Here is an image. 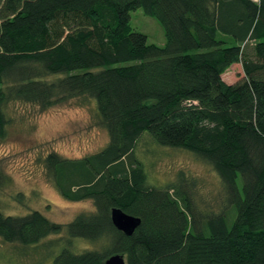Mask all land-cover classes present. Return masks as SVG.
<instances>
[{"label":"trees","instance_id":"obj_1","mask_svg":"<svg viewBox=\"0 0 264 264\" xmlns=\"http://www.w3.org/2000/svg\"><path fill=\"white\" fill-rule=\"evenodd\" d=\"M138 9L163 27L164 46L133 29ZM72 100L94 103L109 143L44 163L64 199L95 211L64 226L0 210V241L61 236L49 243L62 245L54 264H264V0H0V138L10 104L45 112ZM146 134L212 167L217 207L197 205L184 171L148 183L135 155ZM5 180L0 169V189ZM115 208L141 219L132 236L115 228ZM78 239L100 248L76 250Z\"/></svg>","mask_w":264,"mask_h":264},{"label":"rangeland","instance_id":"obj_2","mask_svg":"<svg viewBox=\"0 0 264 264\" xmlns=\"http://www.w3.org/2000/svg\"><path fill=\"white\" fill-rule=\"evenodd\" d=\"M131 25L146 35L150 44L165 45L163 27L143 9L131 13ZM7 110L12 123L6 137L0 138V169L6 177L0 189V210L8 216L38 211L64 226L82 213L94 212L91 201L64 199L47 177L44 163L52 152L67 159H82L107 146L109 135L98 124L94 103L82 106L72 100L45 112L12 103ZM147 135L139 141L135 155L144 164L148 183L163 187L175 182L177 174L184 171L198 180L197 205L201 209L217 207L222 187L212 167L190 151L162 147ZM60 237L50 236L33 247L0 241V264H54L62 245L49 243ZM73 246L79 251L100 248L99 243L81 239L74 240Z\"/></svg>","mask_w":264,"mask_h":264},{"label":"water","instance_id":"obj_3","mask_svg":"<svg viewBox=\"0 0 264 264\" xmlns=\"http://www.w3.org/2000/svg\"><path fill=\"white\" fill-rule=\"evenodd\" d=\"M112 222L117 230L127 236H132L136 229L141 225V219L125 213L121 209H113L111 212ZM105 264H126L122 255L110 257Z\"/></svg>","mask_w":264,"mask_h":264},{"label":"built area","instance_id":"obj_4","mask_svg":"<svg viewBox=\"0 0 264 264\" xmlns=\"http://www.w3.org/2000/svg\"><path fill=\"white\" fill-rule=\"evenodd\" d=\"M253 1L257 2L258 0H253Z\"/></svg>","mask_w":264,"mask_h":264}]
</instances>
